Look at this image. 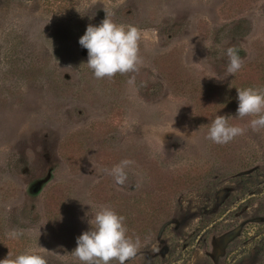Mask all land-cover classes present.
I'll use <instances>...</instances> for the list:
<instances>
[{
  "label": "rangeland",
  "instance_id": "obj_1",
  "mask_svg": "<svg viewBox=\"0 0 264 264\" xmlns=\"http://www.w3.org/2000/svg\"><path fill=\"white\" fill-rule=\"evenodd\" d=\"M105 11L140 30L142 63L96 79L78 41ZM252 86L264 0H0V260L31 248L78 264L76 238L106 206L141 241L126 264H264V129L207 138L217 115L256 118L236 117Z\"/></svg>",
  "mask_w": 264,
  "mask_h": 264
},
{
  "label": "clouds",
  "instance_id": "obj_2",
  "mask_svg": "<svg viewBox=\"0 0 264 264\" xmlns=\"http://www.w3.org/2000/svg\"><path fill=\"white\" fill-rule=\"evenodd\" d=\"M105 12L101 23L89 24L78 41L87 50L85 64L96 79L137 71L142 63L139 54L140 30L134 25L115 23L110 13ZM224 55L227 57V73L234 75L242 68L243 60L232 47L227 48ZM237 100V118H256L241 127L229 122L231 116L217 115L211 121L207 134L212 142L226 144L242 135L248 127L253 131L264 129V87L237 89ZM130 163L124 160L111 169L116 184H124L127 178L124 169ZM87 222L90 228L76 238V247L71 252L78 264H112L113 261L115 264H126L137 255L141 241L128 234L123 215L110 207L101 206ZM22 235L15 230L8 233V237L13 240ZM0 264H48V261L42 252L29 248L16 256L9 252L5 259L0 260Z\"/></svg>",
  "mask_w": 264,
  "mask_h": 264
}]
</instances>
